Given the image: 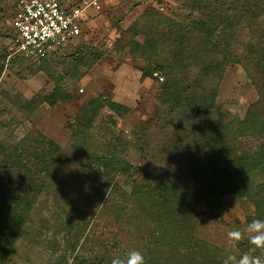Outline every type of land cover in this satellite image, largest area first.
I'll list each match as a JSON object with an SVG mask.
<instances>
[{"label":"rangeland","instance_id":"1","mask_svg":"<svg viewBox=\"0 0 264 264\" xmlns=\"http://www.w3.org/2000/svg\"><path fill=\"white\" fill-rule=\"evenodd\" d=\"M16 1L0 0V56H6L0 62L3 68L0 142L22 141L39 131L57 143L63 154L36 198L34 208L17 229L4 264H76L81 260L111 264L114 257H124L132 250L143 254L145 264H172L180 250L172 242L165 244L151 239L160 223V212L154 201L135 196L132 184L122 174L111 176L118 185L114 189L93 171L91 159L110 154L117 167L126 162L138 170L151 160L155 163L159 160L165 131H160L153 122L160 109L157 96L162 82L154 76H142L141 70L147 63L131 57L128 43L132 39L144 43L145 37L134 36L131 26L136 23L141 30L148 10L188 25L190 17L183 7L184 0H104L102 11L89 20L80 40L37 62L16 52L12 27ZM246 40L247 34L240 32L239 42L233 46L240 59L244 56L241 44ZM89 46L104 52L105 56L91 69L76 67L71 56ZM167 52L161 46L158 55L163 58ZM243 65L242 61L226 68L217 98L221 107L241 117L258 100ZM43 67L55 76H65V87L74 101L54 108L44 103L36 111L28 112L26 101L36 95L44 98L54 88V83L40 71ZM102 95L130 111L119 117L103 109L91 128L77 129L79 108ZM71 125L77 126L76 130ZM142 131L146 132V138ZM139 139L149 142L146 152ZM245 145L255 150L259 142L247 139ZM249 180L253 185L264 183V170L251 173ZM193 209L199 216L189 225V236L224 251L227 258H233L228 259L232 264H239L245 255L258 258L264 264V250L252 245L244 232L248 223L258 219L250 202L235 201L232 196L223 198L221 208L215 213L217 219L203 215L204 204ZM236 230L244 233V237L233 247L228 233Z\"/></svg>","mask_w":264,"mask_h":264},{"label":"trees","instance_id":"2","mask_svg":"<svg viewBox=\"0 0 264 264\" xmlns=\"http://www.w3.org/2000/svg\"><path fill=\"white\" fill-rule=\"evenodd\" d=\"M183 7L190 17L188 25L148 10L141 30L136 23L131 26L134 36L145 37L144 43L134 39L128 43L131 57L147 63L142 76L163 78L157 96L160 109L153 120V125L165 131L159 160H151L142 170L126 162L119 168L109 154L93 156L91 168L114 189L118 185L111 178L113 173L125 175L135 196L154 201L160 223L151 239L172 242L180 250L172 264H232L224 251L189 236L188 227L199 216L195 205L204 204L203 215L217 219L216 211L229 196L250 202L258 219L264 220V183L253 185L249 180L251 173L264 170V0H184ZM240 32L247 34L241 44L242 59L233 49ZM161 46L168 50L163 58L158 55ZM104 56L89 46L71 58L76 67L88 70ZM5 59L0 56V62ZM242 61L258 93V100L243 117L217 102L226 68ZM40 71L54 88L44 98L36 95L26 101V111L34 112L44 103L54 108L74 101L64 75L55 76L46 67ZM103 109L119 117L130 111L106 95L91 98L79 108L78 128H70H91ZM142 134L147 137L145 131ZM247 139L258 140L259 147L248 148ZM138 141L146 152L149 142ZM62 154L63 149L39 131L22 141L0 142V264L5 263L17 229L34 208ZM76 264L102 263L81 260Z\"/></svg>","mask_w":264,"mask_h":264},{"label":"built area","instance_id":"3","mask_svg":"<svg viewBox=\"0 0 264 264\" xmlns=\"http://www.w3.org/2000/svg\"><path fill=\"white\" fill-rule=\"evenodd\" d=\"M103 1L17 0L12 20L16 52L37 62L76 43L89 20L102 11Z\"/></svg>","mask_w":264,"mask_h":264},{"label":"clouds","instance_id":"4","mask_svg":"<svg viewBox=\"0 0 264 264\" xmlns=\"http://www.w3.org/2000/svg\"><path fill=\"white\" fill-rule=\"evenodd\" d=\"M245 233L248 234L249 242L254 245L256 248L264 250V220L253 219L250 223L247 224ZM244 233L239 230L230 231L228 233V239L233 247L236 246L237 242L242 240ZM232 260V257L228 258ZM111 264H145L144 256L140 251L132 250L127 253L124 257H114L111 260ZM225 264H228L225 261ZM239 264H261V261L256 258H250L245 255L240 261Z\"/></svg>","mask_w":264,"mask_h":264}]
</instances>
